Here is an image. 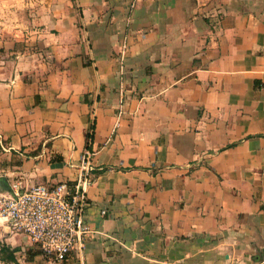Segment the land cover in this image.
Wrapping results in <instances>:
<instances>
[{
  "label": "crops",
  "instance_id": "1",
  "mask_svg": "<svg viewBox=\"0 0 264 264\" xmlns=\"http://www.w3.org/2000/svg\"><path fill=\"white\" fill-rule=\"evenodd\" d=\"M2 48L0 193L93 152L63 264H264V0H0Z\"/></svg>",
  "mask_w": 264,
  "mask_h": 264
},
{
  "label": "built area",
  "instance_id": "2",
  "mask_svg": "<svg viewBox=\"0 0 264 264\" xmlns=\"http://www.w3.org/2000/svg\"><path fill=\"white\" fill-rule=\"evenodd\" d=\"M123 52L119 59L121 85L125 75ZM90 134L91 130L87 143ZM92 157L93 152L85 149L73 181L53 187L12 182L9 192L0 193L2 231L26 237L41 251L47 264H63L74 250H81L84 236L89 233L85 214L87 188L92 183Z\"/></svg>",
  "mask_w": 264,
  "mask_h": 264
},
{
  "label": "trees",
  "instance_id": "3",
  "mask_svg": "<svg viewBox=\"0 0 264 264\" xmlns=\"http://www.w3.org/2000/svg\"><path fill=\"white\" fill-rule=\"evenodd\" d=\"M91 130H93V124L91 125ZM92 133V132H91ZM90 138H91V134H90ZM15 252L16 250H9L7 248H0V263L2 264H18L17 263V259L15 257ZM38 255H42L41 251L33 246L31 249L27 250L25 252V259L27 261H30L33 259V257L38 256Z\"/></svg>",
  "mask_w": 264,
  "mask_h": 264
},
{
  "label": "rangeland",
  "instance_id": "4",
  "mask_svg": "<svg viewBox=\"0 0 264 264\" xmlns=\"http://www.w3.org/2000/svg\"><path fill=\"white\" fill-rule=\"evenodd\" d=\"M7 22L13 24L15 21L9 19V21ZM10 51L11 50L4 49V48L0 49V71H2L3 74L8 75V76L13 72V70L15 71L16 62H17L16 58H14L15 56L9 53Z\"/></svg>",
  "mask_w": 264,
  "mask_h": 264
},
{
  "label": "water",
  "instance_id": "5",
  "mask_svg": "<svg viewBox=\"0 0 264 264\" xmlns=\"http://www.w3.org/2000/svg\"><path fill=\"white\" fill-rule=\"evenodd\" d=\"M2 181H4V182H5V180H4V179H3ZM6 192H9V186L7 187L6 191H4V193H6Z\"/></svg>",
  "mask_w": 264,
  "mask_h": 264
}]
</instances>
